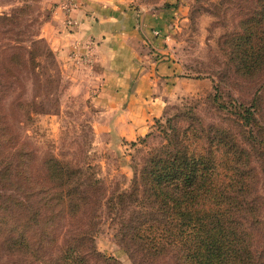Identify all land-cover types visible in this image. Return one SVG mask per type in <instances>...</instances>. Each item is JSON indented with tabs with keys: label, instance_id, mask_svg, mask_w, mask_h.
I'll return each instance as SVG.
<instances>
[{
	"label": "trees",
	"instance_id": "16d2710c",
	"mask_svg": "<svg viewBox=\"0 0 264 264\" xmlns=\"http://www.w3.org/2000/svg\"><path fill=\"white\" fill-rule=\"evenodd\" d=\"M29 6L0 12V264H120L94 244L103 208L130 255L164 264H264L259 174L249 150L221 126L168 119L163 141L133 166L130 191L108 192L92 165L37 160L23 147L1 102L24 74L37 78L42 58L54 59L38 33L18 30ZM239 28L226 43L250 74L264 64V0L244 12ZM240 109L244 125L255 126V104ZM252 137L259 144V129Z\"/></svg>",
	"mask_w": 264,
	"mask_h": 264
},
{
	"label": "rangeland",
	"instance_id": "374dc122",
	"mask_svg": "<svg viewBox=\"0 0 264 264\" xmlns=\"http://www.w3.org/2000/svg\"><path fill=\"white\" fill-rule=\"evenodd\" d=\"M128 2L141 10L173 8L175 12L171 48L179 64L180 83L163 114L154 118L147 131L134 140L115 139L99 125L101 110L93 101L99 80L92 74L94 68L76 66L73 61L68 67L61 66L58 55L50 48L54 59L42 58L39 70H34L37 78L24 74L22 85L6 93L1 102L6 121L20 143L37 160L54 155L74 166L92 165L108 192L130 191L133 166L139 162L141 165L142 157L163 141L161 128L177 115L187 119L184 124L192 122L200 129L216 125L235 134L239 145L250 152L251 165L259 174L258 192L264 198V64L250 74H243L239 59L238 63L234 60L233 49L226 43L231 33L240 29L244 12L255 7V0ZM56 3V0H0V12L21 6L28 8L29 4V10L18 20L21 25L18 30L38 33L50 47L43 37V27ZM20 38L26 39L25 35ZM252 102L257 110L256 125H244L235 112L241 113L240 106ZM258 129L259 144L253 137L250 139ZM251 142L255 151L251 150ZM256 151L261 152V157ZM113 218L103 208L94 238L99 252L120 264H164L163 260L154 262L140 254L130 255ZM262 218L264 225V208Z\"/></svg>",
	"mask_w": 264,
	"mask_h": 264
},
{
	"label": "crops",
	"instance_id": "0c3cea01",
	"mask_svg": "<svg viewBox=\"0 0 264 264\" xmlns=\"http://www.w3.org/2000/svg\"><path fill=\"white\" fill-rule=\"evenodd\" d=\"M56 1L43 37L61 66L73 61L94 68L100 127L115 139L130 141L144 134L180 83L171 48L173 8L141 10L128 0H73L76 7L65 13L61 0ZM66 14L77 25H67ZM75 52L88 62L76 60Z\"/></svg>",
	"mask_w": 264,
	"mask_h": 264
},
{
	"label": "built area",
	"instance_id": "2783aa9c",
	"mask_svg": "<svg viewBox=\"0 0 264 264\" xmlns=\"http://www.w3.org/2000/svg\"><path fill=\"white\" fill-rule=\"evenodd\" d=\"M61 5H62V8L65 11V13H68L72 7H76V4L73 0H62ZM65 23L69 26L77 25V21L74 20V18H71V16H69L67 14L65 17ZM74 54L77 56L76 60H81L84 63L88 62V61H86L85 56L79 55L78 52H75Z\"/></svg>",
	"mask_w": 264,
	"mask_h": 264
}]
</instances>
